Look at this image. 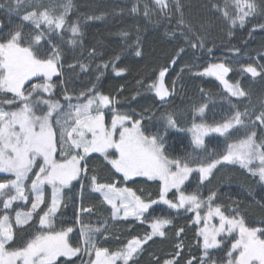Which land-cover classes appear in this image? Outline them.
<instances>
[{
  "label": "trees",
  "instance_id": "16d2710c",
  "mask_svg": "<svg viewBox=\"0 0 264 264\" xmlns=\"http://www.w3.org/2000/svg\"><path fill=\"white\" fill-rule=\"evenodd\" d=\"M255 2L257 12L246 17L243 25L238 20L233 25L230 18L237 14L235 0H166L168 7L163 9L156 0H71L64 31L52 33L46 27L34 30L30 22L22 21V16L33 8L37 11L47 8L53 15H59L68 0H24L20 7H16V0H0V37L23 24L26 37L35 31L45 33L46 39L41 44L49 51V36H54L53 42L59 44L57 72L49 81L52 85L50 92L44 95L59 102L62 108L59 117L54 114L51 121L57 137L56 119L63 123L64 114L71 111L65 96L71 97L72 104L85 103L88 90L95 86V92L114 98V103L103 109L106 128H111L114 114L131 117L126 127L141 120V129L146 135L159 132L165 136L166 156L182 162L187 159L190 167L197 168L201 158L219 159L226 154L229 144L238 143L252 132L256 133L257 144L264 143V124L255 120L264 111V75L253 78L250 73L241 71V66L251 64L258 72H264V28L260 27L264 25V0ZM134 7L136 11L132 10ZM224 11L228 12L229 18H225ZM73 23L80 28L75 45L68 43L72 39L70 26ZM137 50L141 55H136ZM221 63L231 69L224 79L230 85L238 83L247 96H232L215 75L205 74L204 70L210 65ZM80 64L86 65V69L81 70ZM119 69L124 71L117 74ZM162 70H166L163 84L169 92L164 100L150 87L158 82ZM30 89L31 85H25L26 93ZM81 93L86 95L81 96ZM20 105L13 93L0 92V109L9 111ZM201 105L205 106L203 114L196 111ZM236 111L246 113L243 117L245 126L230 130L227 137L209 133L201 147L193 143L191 125L222 123ZM168 115L176 121V127L165 130ZM108 152L110 159L116 157L115 150L109 149ZM37 161L26 186L30 187L35 172L39 170L42 159L37 158ZM85 167L86 175L82 172L78 179L62 189V203L53 219L57 231L72 227L69 243L81 247L82 251L75 257H57L53 264H89L90 257L83 250L78 216L84 225L106 229L94 234V242L97 247L107 248L110 252L121 250L133 238L143 239L151 232L153 218L169 219L171 223L163 229L165 235L153 236L142 245L130 264H165L167 260H174V264H188L190 260L193 264H227L228 252L236 253L231 245L239 238L238 233L225 231L218 236L220 246L209 249L208 257L202 260L204 249L203 238L198 235L200 224L196 223V212L187 208L172 209L159 202L149 209L145 219L125 218L120 212L114 218L112 206L99 192L93 191L91 176L95 175L102 184L132 189L145 201L158 200L162 182L144 176L125 180L123 174L117 173L100 153H89L81 162V168ZM10 179L14 176L0 172V182ZM181 190L186 194H197L204 202L203 211L211 203L212 208L219 206L229 218L243 217L247 227L264 231V182L239 163L221 162L204 181L200 180L198 171H193ZM51 193V186L45 184L44 202L22 227L15 225V213L29 211L34 196L29 191L27 201L13 202L8 210L14 228V242H10V249L24 246L41 230L39 218L50 205ZM212 193L215 196L209 202ZM178 195L175 189H169L166 199L177 203ZM2 199L0 215L4 214ZM82 208L91 211L81 212ZM181 229L183 231L178 236ZM258 236L264 239L259 232ZM117 264H123V261L118 260Z\"/></svg>",
  "mask_w": 264,
  "mask_h": 264
},
{
  "label": "snow or ice",
  "instance_id": "6c2138e0",
  "mask_svg": "<svg viewBox=\"0 0 264 264\" xmlns=\"http://www.w3.org/2000/svg\"><path fill=\"white\" fill-rule=\"evenodd\" d=\"M23 3L24 0H16V7H20ZM156 3L162 9L168 7L166 0H156ZM235 6L237 14L230 18L233 25L237 20L243 25L245 18L254 15L258 10L255 0H235ZM62 7L64 10L59 15H53L47 8L39 11L33 8L25 12L22 21L30 22L34 30L46 27L52 33L62 32L65 29L67 12L71 8V0H68V3ZM177 8L179 10L178 3ZM132 10L136 11L135 7ZM223 14L225 18H229L227 11ZM96 18L99 19V17ZM260 27L264 28V25ZM70 32L72 39L68 43L75 45L77 42L75 37L80 35L78 24L73 23L70 26ZM45 39V33L42 31H35V34L28 33L26 37L23 24L16 25L6 35L0 37V92L13 93L22 105L18 110L11 112L0 109V172L14 176V179L0 182V198H3L4 210V214L0 215V264H53L57 257H75L81 253V247H73L69 243L68 235L73 231L72 227L57 231L53 219L62 203V189L78 179L82 172L87 174V168L82 169L81 162L89 153L102 154L117 173L123 174L125 180L133 176H144L149 180L159 178L162 182L158 200L145 201L132 189L117 188L115 184H102L98 182L95 175L91 176L93 191L99 192L103 200L112 206L114 218L123 210L125 218L133 216L137 219H145V214L149 209L159 202H163L172 209L187 208L188 211H196L197 224L201 220L204 222V227L198 230V235L203 238L204 256L202 260L208 257L209 249L220 246L221 241L217 239L218 234L238 230L239 238L232 243L231 249L238 251L239 255L231 259L233 251H229L228 264H264V239L258 236V232L264 235V231L247 227L243 217L229 218L219 206L213 209L211 203H209L207 214L201 217L198 210L204 202L197 194H186L181 190L190 173L198 171L200 180L204 181L221 162L239 163L242 168L248 169L253 176L258 175L259 180L264 182V143H256V133L248 134L238 143L229 144L228 151L219 159L201 158L198 167L193 168L189 166L187 159L182 162L181 159H170L166 156L163 143L165 136L159 132L146 135L141 129V120H135L131 127H126L125 124L131 120V117L114 114L111 128H106L103 109L112 105L114 98L95 92V86H93V89L88 90L85 103L72 104L71 97L65 96V99L69 101L71 111L64 114L63 123L59 118L56 119V125L59 127V137H57V131L51 121L54 114L59 117L62 112L61 105L59 102L43 99L41 93L50 92L52 88L49 81L57 72L60 46L53 42L54 36H49L47 38L51 49L49 51L41 44ZM193 47L196 45L193 44ZM136 55H141L139 50ZM45 56L47 58H44ZM80 68L85 70L86 65L80 64ZM123 71L124 69H119L117 74ZM165 71L162 70L159 73L158 82L150 86L161 100L169 95L163 84ZM204 71L205 74L215 75L232 96H247L238 83L230 85L224 79L225 75L231 71L224 64L210 65ZM241 71L250 73L253 78L264 75V72H258L257 68L251 64L241 66ZM40 77L44 82L32 84L31 89L26 93L25 82L30 81L31 78ZM84 95L86 94L81 93V96ZM8 103L12 104L13 101H8ZM41 105H46L47 111L42 115H37L36 112L41 110ZM204 110L203 105L196 109L201 114ZM245 115L246 113L236 111L222 123L194 124L190 129L193 131V143L201 147L204 144V136L209 132L227 137L230 130L236 129L237 126H245L243 120ZM255 120L264 124V111L257 115ZM175 127L176 121L168 115L165 130ZM117 131L119 132L118 139L114 136ZM113 148L118 153V157L110 159L108 150ZM57 153L61 157L60 160L55 158ZM38 157L42 158L43 163L35 172L30 187L26 186L25 182L33 171V165L38 162ZM254 162H258L257 167H252ZM45 184L51 186L52 193L49 207L39 218L41 230L28 239L24 246L10 249V242H14V228L8 210L12 208L14 201H27L30 191L34 196L31 209L27 212L16 211L14 218L17 227L28 224L33 212L44 202ZM169 189H175L179 193L177 203L166 199ZM214 196L215 193H212L208 201L211 202ZM88 211L91 209H81V212ZM213 216L219 217V227L208 224V220ZM77 223L81 224L83 250L90 257L89 264H117L118 260H122L123 264H130L134 255L141 250L142 245L151 240L153 236L163 237L165 235L163 229L171 221L162 217L153 218L150 225L151 232L143 239L133 238L121 250L111 252L107 248L97 247L94 242V234L101 232L103 226L84 225L79 220V216ZM182 231V229L178 231L177 235L179 236ZM178 255L179 252H177ZM165 264H174V260H167ZM188 264H193V261H188Z\"/></svg>",
  "mask_w": 264,
  "mask_h": 264
},
{
  "label": "rangeland",
  "instance_id": "374dc122",
  "mask_svg": "<svg viewBox=\"0 0 264 264\" xmlns=\"http://www.w3.org/2000/svg\"><path fill=\"white\" fill-rule=\"evenodd\" d=\"M41 80V81H40ZM44 82V80H43V78L42 77H40V78H31L30 79V81H26L25 82V85H27V84H29V85H32V84H35V83H43ZM49 92H47V93H41V95H42V98L43 99H49V98H47V97H45L44 95H47ZM22 105H20L19 107H21ZM43 107H40L41 108V110H38L37 112H36V114L37 115H42L43 114V112H46L47 111V106L46 105H42ZM19 107H16V108H14V109H11V110H9L8 112H11V111H15V110H18L19 109ZM5 111V110H4ZM194 125V124H193ZM193 125H191V127H190V129H192V127H193ZM197 125H199V124H197ZM105 127H106V125H105ZM190 133H191V135H192V138H193V131H190ZM209 133H213V132H209ZM208 133V134H209ZM208 134H206V135H208ZM205 135V136H206ZM90 136V135H89ZM114 136H115V138L116 139H118L119 138V132H117V133H114ZM204 136V137H205ZM111 150H115L114 148L113 149H111ZM116 151V150H115ZM118 157V153L116 152V157L115 158H117ZM39 158V157H38ZM57 160H60L61 158H60V155H59V153H57L56 154V157H55ZM42 159V158H41ZM43 163V160L41 161V164ZM253 164H256V165H258V162H254ZM159 179V178H158ZM190 207V206H189ZM214 209V208H213ZM209 211V208H205V210L203 211V207H201L200 209H199V213H200V216L201 217H204L206 214H207V212ZM196 212V211H195ZM120 213L121 214H123L124 215V213H123V210H121L120 211ZM200 224V228H203L204 227V222H203V220H201V222L199 223ZM208 224L210 225V226H216V227H219V225H220V220H219V217L218 216H213V217H211L209 220H208ZM236 232L238 233V236H239V231L238 230H236ZM234 233V232H233ZM223 233H220V234H218V236H220V235H222ZM218 236H217V239H218ZM239 255V252L238 251H236V253H234L233 254V256L231 257V259H235V257L236 256H238ZM230 259V258H229ZM228 259V260H229ZM227 264H228V262H227Z\"/></svg>",
  "mask_w": 264,
  "mask_h": 264
}]
</instances>
